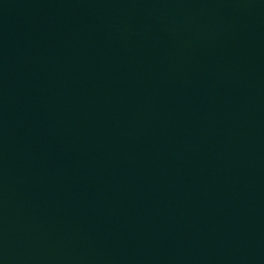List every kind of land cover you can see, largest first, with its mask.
Wrapping results in <instances>:
<instances>
[{
  "label": "water",
  "instance_id": "obj_1",
  "mask_svg": "<svg viewBox=\"0 0 264 264\" xmlns=\"http://www.w3.org/2000/svg\"><path fill=\"white\" fill-rule=\"evenodd\" d=\"M0 264H264V0H0Z\"/></svg>",
  "mask_w": 264,
  "mask_h": 264
}]
</instances>
